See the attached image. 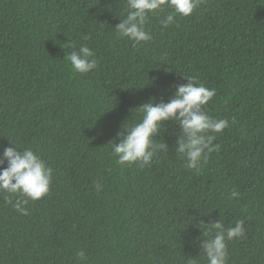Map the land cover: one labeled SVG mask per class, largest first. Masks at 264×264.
Instances as JSON below:
<instances>
[{
	"label": "trees",
	"instance_id": "1",
	"mask_svg": "<svg viewBox=\"0 0 264 264\" xmlns=\"http://www.w3.org/2000/svg\"><path fill=\"white\" fill-rule=\"evenodd\" d=\"M169 11L150 16L152 39L134 48L115 31L126 0H0V156L12 141L53 169L27 215L0 195V264H77L78 250L86 264H207L201 222L217 220L245 224L228 264H264V0H201L165 29ZM81 45L98 60L87 74L67 58ZM184 77L216 89L206 110L231 125L219 150L186 169L168 122L157 137L167 153L117 164L110 143L136 109L167 102Z\"/></svg>",
	"mask_w": 264,
	"mask_h": 264
},
{
	"label": "clouds",
	"instance_id": "2",
	"mask_svg": "<svg viewBox=\"0 0 264 264\" xmlns=\"http://www.w3.org/2000/svg\"><path fill=\"white\" fill-rule=\"evenodd\" d=\"M200 5L201 0H126V16L115 28L117 37L127 38L134 48L141 46L152 39L146 30L150 16H155L165 8L170 9L160 21L162 27L167 29L176 23L178 16L191 17ZM84 39L90 37L85 36ZM72 48L74 51L67 58L76 72L87 74L98 68L96 53L87 45ZM184 78L188 83L176 86L174 95L167 102L152 101L136 109L141 113L139 122L126 123L118 137L119 143H110L111 154L117 164L122 167H142L150 165L160 151L167 153L168 145L157 137L166 130L168 122L179 126V132L174 133V150L185 159L186 169L198 172L208 156L219 150L220 145L214 143L217 134L231 125L227 119L213 118L206 110V106L216 96V89L198 83L195 77ZM11 143L14 147L4 148L0 156V195L18 213L27 215L30 201H39L50 193L53 169L31 148L20 149ZM5 162L7 167H4ZM94 187L97 192L102 190L99 181ZM239 196L240 193L233 189L229 199H238ZM201 229H204V240L200 247L207 264H228V242L239 240L245 235L243 220L228 227L222 220L207 226L201 222ZM76 258L77 264H86L88 259L83 250L77 251ZM188 264H196V258L189 259Z\"/></svg>",
	"mask_w": 264,
	"mask_h": 264
}]
</instances>
